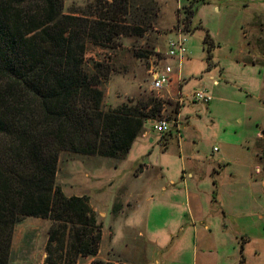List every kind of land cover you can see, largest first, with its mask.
Returning <instances> with one entry per match:
<instances>
[{
  "label": "rangeland",
  "instance_id": "rangeland-1",
  "mask_svg": "<svg viewBox=\"0 0 264 264\" xmlns=\"http://www.w3.org/2000/svg\"><path fill=\"white\" fill-rule=\"evenodd\" d=\"M111 2L112 0H63L62 7L63 15L87 20L88 26L92 25L94 28L96 40H85L83 68L89 74L100 76L102 109L107 111L123 104L143 107L145 104L161 101L169 107V112L160 118L170 122L176 110L175 103L159 98L158 93L151 90L148 71L158 62L177 69V61L166 59L165 62L166 57L162 54L167 51V40L176 35V27H181L184 10L190 4L194 8L198 1L127 0L126 7L115 8L117 12H114L117 16L114 24L122 33L115 34L113 31L108 32V29L100 33L95 30L99 26L97 23L100 20V9L109 12L107 10L110 9ZM149 2H154L152 9L148 7L149 10L144 13L143 9L150 5ZM199 7L200 5L193 9L195 15L192 26L200 28L192 33L183 32L188 59L182 61L181 75L184 83L181 91L183 95H189L202 88L211 95L212 101L209 104L213 106L210 114L209 104H185L179 130L181 132L182 128L181 137L186 143L180 144V148L177 146V131L173 126L175 124L169 123L163 134L155 132L153 127L146 124L144 129L149 131V137L135 141L122 161L64 151L58 155L56 186L65 197L87 199L93 218L101 226L98 246L100 256H103V247L107 243L102 241V230L103 237L108 239V231H113L108 227L109 212L116 216L120 208V196L124 193V188H120V185L129 174L143 164L149 169L161 168L166 179H173L175 183L182 182L181 167L183 163L187 165L186 155L196 148L190 143L192 140L186 134L188 130L183 132V118L188 115L187 119L190 121L198 120L195 130L202 137V165H207L206 157L209 158L216 147L214 152L219 150L216 155L225 156L220 153L228 152L226 156L230 168L234 171L239 169L246 179L242 182L241 173L238 172L239 184L236 182L232 189L225 185L219 193V202L212 208L214 211L217 208L224 209L219 211L220 219H216L222 220L221 229H224V234L216 230L211 233L212 240L209 245L215 248L212 256L210 250L204 247L209 237H202L201 246L200 239L192 235V231L185 230L182 233L176 229L166 236L156 234L155 238L159 241L156 248V245L148 243L151 240L146 236L148 230L139 226V230L145 235V238L139 239L144 243L138 245L144 250L142 263L156 264L155 261H158V264H240L243 258L241 264H264V188L257 190V183L251 184L242 162L259 148L257 158L261 167L260 174L264 177V157L260 158L259 155L262 153L264 138V102H255L259 95L264 99V88L261 85L264 84V0L252 3L247 9L234 0H208L200 10ZM205 31H208L216 44L211 53L210 68L203 51ZM155 49L162 54L155 55ZM237 57L241 60L240 66L242 63L246 64L245 68L235 64ZM216 79L220 82L218 87L213 86V80ZM164 138L169 140L166 150L163 146L166 143ZM153 173L152 170L149 175ZM252 178L258 176L253 174ZM145 189L141 187L142 194ZM151 204L153 202L143 203L136 208L135 213L139 215L142 209H152ZM102 212L108 214L106 219L98 215ZM52 227L59 231L58 237L63 244L62 249L60 243L52 244L48 252V232ZM186 227L190 225L187 224ZM242 228L246 230L245 233L241 231ZM153 229L156 227L153 226ZM69 231L70 226H65L64 223L55 224L48 219L34 217L23 218L12 232L10 264H46L48 257L57 264L104 261L98 255L93 260L89 257L75 260L70 258ZM120 238L122 235L117 229L112 238L116 249L122 247ZM249 239L251 241L247 242ZM242 242L245 244L241 253ZM150 256L152 261L148 262ZM111 258V261L119 263L115 256ZM107 259L110 261V257Z\"/></svg>",
  "mask_w": 264,
  "mask_h": 264
},
{
  "label": "trees",
  "instance_id": "trees-1",
  "mask_svg": "<svg viewBox=\"0 0 264 264\" xmlns=\"http://www.w3.org/2000/svg\"><path fill=\"white\" fill-rule=\"evenodd\" d=\"M196 1L194 8L208 0ZM149 3L144 13L152 9L154 2ZM126 5L127 0H112L109 12L100 9L95 30L122 33L114 12ZM62 7L63 0H0V264H10L12 232L25 217L69 225L68 256L96 257L101 226L86 198L65 197L56 186L58 155L122 161L144 124L162 120L161 101L102 109L100 76L83 68L85 40H96L94 28L87 20L63 15ZM194 8L190 4L184 10V32L200 28L192 26ZM202 43L210 68L216 44L208 31ZM259 155L264 157V138ZM58 235L49 229L48 252L55 243L62 249ZM45 263L57 264L49 257Z\"/></svg>",
  "mask_w": 264,
  "mask_h": 264
},
{
  "label": "crops",
  "instance_id": "crops-1",
  "mask_svg": "<svg viewBox=\"0 0 264 264\" xmlns=\"http://www.w3.org/2000/svg\"><path fill=\"white\" fill-rule=\"evenodd\" d=\"M234 1L239 2L243 8L247 9L252 3L254 4L259 0H246L248 1V3H244L245 0ZM201 8L202 5H200L198 10H200ZM184 59L187 60L188 56L185 55L180 63L177 62V69H173V74L171 75L169 85L165 87L159 94L160 98L167 99L175 103L174 107L176 108V110H174L173 120H171L170 122L177 123L176 126H173L176 128L175 131H177L176 142L179 148L180 144L183 145L186 143V140H183L181 137L182 128H180L181 132L179 130V122L181 121L185 104L199 103L193 100L192 93L189 95H183L181 91L184 83V79L181 75L182 61ZM240 61L241 60L237 57L235 64L239 65ZM251 66L254 67L255 65ZM240 67L245 68L246 64L242 63ZM260 71L261 69H259V72ZM221 75L222 74L220 72L219 76ZM261 85L263 89L264 84ZM213 86H220V82L217 79L213 80ZM200 90H202V88ZM246 95L251 96L249 94ZM180 96H182V100L180 99ZM255 100V102L257 103H260L261 101L264 102V99L261 95L256 97ZM208 104L205 106L210 105ZM212 106L213 105L209 106L210 114ZM168 108L165 106V104L163 105V109L161 112L162 116L169 112ZM187 118H189L188 115ZM187 118H183L185 123V126H183V132L188 130L186 134L188 138L192 140L190 142L191 145L196 148L191 149L190 152L186 155L187 165L183 163L181 167L182 182L175 183L173 179H166V175L163 173V170L161 168L149 169L148 166L143 164L141 165V167L139 166L138 169H135L131 174H129L127 179L120 185V188H124V193L120 196V208L118 209L116 216L112 215L111 211L109 212L108 218L110 220L108 227L110 229L112 228L113 231H108V239H105L103 237L104 233L102 230V241H106L107 243L104 244L105 248L103 247V256L98 255L100 251L97 254L98 258H100L101 260L107 261V258L110 257L111 261V257L115 256L119 260V263L111 261L113 264H135L138 262L142 263V261H144V250L138 245H142L144 243L143 241L140 242L139 239L145 238V235L139 230V228L141 227H144V230H148L149 233L146 236L148 239H151L148 243L156 245V248L157 244L159 243V241L155 238L156 234H159L160 236H166L169 232L176 231V229L182 233H185V230L192 231V235L198 238V240L200 239L201 246L202 237H209L206 240L207 243L204 247H207V250H210V254L212 256L213 250H215V248L209 245L212 240L211 233L216 230V232L224 234V229H221V226L223 227L222 220L216 221V219H220L218 218V216L221 217V213L219 214V211L224 209L221 208L219 210V208H217L214 211V209L212 208L215 206V204H217V202H219V193H221L222 188L225 187V185H228L229 189H232L235 186L236 182H238L239 184L238 179L240 180V176L238 175V172L241 173V171L239 169L234 171L230 168L229 159H227L226 156L228 155V152L220 153L225 154L226 157L222 155L217 156L216 153H219V150H216L214 152V149H216V147H214L213 153H210L209 158L206 157L208 161L207 165H202V137L200 135L198 136L195 130L198 120L192 122ZM146 124H149L152 128V124L150 121L146 122L144 126ZM260 134L261 133H259V135ZM149 135V131H146L143 127L142 134L138 136L135 141H137L138 139L146 140ZM164 140L166 141V143H163V146L164 150H166L169 140L167 141L166 138H164ZM150 142H152V140H150ZM259 150L260 149L258 148L254 152V154H249V158L243 159L242 161L243 167L247 171V177L251 180V184L257 183V190H259L260 187L264 188V177L262 174H260L261 167L257 158ZM202 166H204L205 168L203 169ZM152 170L154 171L153 175H149ZM226 173L228 175H226ZM252 173L258 176V178H252ZM236 174L239 178H237ZM224 178H226L227 180L223 181ZM241 179L242 182L246 179V177L242 175V173ZM141 187L146 188L143 191V194L141 193ZM148 202H153V204H151L152 209L148 211H145L146 209H142V211H139V215H137V213H135L136 208H139L141 205H143V203ZM98 215L103 219H106L108 214L102 212L98 213ZM132 216L135 217L133 218ZM187 224H189L190 227H186ZM153 226H155L156 229L152 230ZM117 229L122 235V238H120V246L122 247L116 249L112 238L114 237V234H116ZM241 231L243 233L246 232L244 228H242ZM171 236L172 235H170V237ZM250 241V239L247 240V242ZM216 254H218V252H216ZM91 259L93 260V258ZM150 261H152L151 256L149 257L148 262ZM155 262L156 264L159 263L158 261Z\"/></svg>",
  "mask_w": 264,
  "mask_h": 264
},
{
  "label": "built area",
  "instance_id": "built-area-1",
  "mask_svg": "<svg viewBox=\"0 0 264 264\" xmlns=\"http://www.w3.org/2000/svg\"><path fill=\"white\" fill-rule=\"evenodd\" d=\"M176 29V35L169 39L166 43L167 51L165 54H162L158 49H155V55L162 54V56L166 57L165 62L166 59H175L178 63H180L182 58L186 55V49L184 47L185 39L183 36V25ZM148 74L150 76V88L152 91L157 92V96L159 97L160 92L170 83L171 75L173 74V68L170 65H161L158 62L149 68ZM192 98L194 101L203 103L205 105H207L212 100L211 95H209L204 90H198L194 92L192 94ZM180 99L182 100V96H180ZM150 122L152 124L153 130L161 134L167 131L168 125L171 123L166 120H151ZM171 124H175V126L177 125V123Z\"/></svg>",
  "mask_w": 264,
  "mask_h": 264
}]
</instances>
